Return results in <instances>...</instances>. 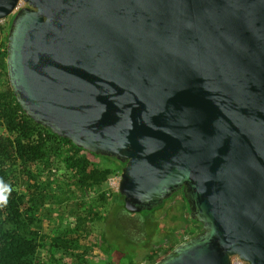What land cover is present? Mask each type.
Here are the masks:
<instances>
[{
  "label": "water",
  "instance_id": "water-1",
  "mask_svg": "<svg viewBox=\"0 0 264 264\" xmlns=\"http://www.w3.org/2000/svg\"><path fill=\"white\" fill-rule=\"evenodd\" d=\"M25 114L123 164L138 213L178 191L201 232L153 264H264V0H0Z\"/></svg>",
  "mask_w": 264,
  "mask_h": 264
},
{
  "label": "trees",
  "instance_id": "trees-1",
  "mask_svg": "<svg viewBox=\"0 0 264 264\" xmlns=\"http://www.w3.org/2000/svg\"><path fill=\"white\" fill-rule=\"evenodd\" d=\"M5 28L0 25V180L12 191L6 206L0 207V264H64L55 250L67 256V264H138V250L122 258L113 252L107 228L111 211L125 210L123 197L104 188L123 164L76 147L25 114L7 79ZM182 200L189 208L184 196ZM176 204L186 218L184 204ZM44 221L51 226L49 231ZM143 222L152 224L147 217ZM186 226L163 247L142 246L146 249L142 257L153 264L202 230L192 234ZM98 254L101 260L95 258Z\"/></svg>",
  "mask_w": 264,
  "mask_h": 264
},
{
  "label": "rangeland",
  "instance_id": "rangeland-1",
  "mask_svg": "<svg viewBox=\"0 0 264 264\" xmlns=\"http://www.w3.org/2000/svg\"><path fill=\"white\" fill-rule=\"evenodd\" d=\"M6 20L8 21L5 28L7 33L12 20L11 15L7 16ZM60 174L61 173L58 172L57 176L60 177ZM104 188L110 189L113 192L117 191V186L110 187L106 184ZM177 202H182L185 206L180 191L176 192L175 197H169L164 200L161 208L157 211L155 210L151 212V209H143L138 213H130L125 210H117L115 213L114 211H111L107 221V228H109V232L111 231L110 236L112 239H110V241L112 243L111 248L113 249V252H116V254L122 258L125 256L132 257L135 251L138 250V264H148L145 258L142 257V252L146 250L145 248L156 249L157 245H161L162 247L165 246L169 242L168 239H171L172 236L175 234L181 235L182 227L184 225H187L185 229H188L192 234L199 231L201 225L195 220H192L191 216H188L189 208H186L185 206L184 215H187V217H182L179 206L176 204ZM59 210V208L57 209L54 207L52 211L58 213ZM145 217L150 219L152 224L148 225L145 223L144 225L143 221H145ZM66 219L67 217L65 220ZM54 221L55 219L53 218L50 222L54 223ZM44 224L46 225L45 228L49 231L51 226H47L48 224L46 221H44ZM115 234L116 237L119 238L116 239V237H114ZM142 246H145V248ZM55 251V255L59 258H64L63 262L64 264H67L69 261L67 256L60 251ZM118 256H114L115 262L118 261ZM163 256H160V258ZM95 258L101 260L102 254L95 255ZM244 264L248 263L245 262Z\"/></svg>",
  "mask_w": 264,
  "mask_h": 264
},
{
  "label": "built area",
  "instance_id": "built-area-1",
  "mask_svg": "<svg viewBox=\"0 0 264 264\" xmlns=\"http://www.w3.org/2000/svg\"><path fill=\"white\" fill-rule=\"evenodd\" d=\"M14 13L11 14V17L13 16ZM7 20L6 18H3V19H0V25H6L7 24ZM119 173L111 176L108 178V181H107V184L110 186V187H114V186H118V181H119ZM245 262L242 261L239 257H237L236 255L235 256H232L230 258V264H244Z\"/></svg>",
  "mask_w": 264,
  "mask_h": 264
},
{
  "label": "clouds",
  "instance_id": "clouds-1",
  "mask_svg": "<svg viewBox=\"0 0 264 264\" xmlns=\"http://www.w3.org/2000/svg\"><path fill=\"white\" fill-rule=\"evenodd\" d=\"M12 191V188L5 184L3 180H0V207H4L7 204V196Z\"/></svg>",
  "mask_w": 264,
  "mask_h": 264
},
{
  "label": "flooded vegetation",
  "instance_id": "flooded-vegetation-1",
  "mask_svg": "<svg viewBox=\"0 0 264 264\" xmlns=\"http://www.w3.org/2000/svg\"><path fill=\"white\" fill-rule=\"evenodd\" d=\"M180 193L182 194V197H183V191L181 190Z\"/></svg>",
  "mask_w": 264,
  "mask_h": 264
}]
</instances>
